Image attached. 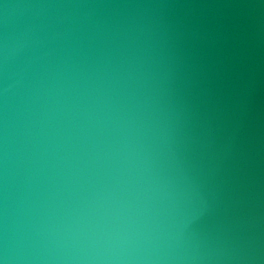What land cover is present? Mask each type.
Listing matches in <instances>:
<instances>
[{
    "label": "water",
    "instance_id": "water-1",
    "mask_svg": "<svg viewBox=\"0 0 264 264\" xmlns=\"http://www.w3.org/2000/svg\"><path fill=\"white\" fill-rule=\"evenodd\" d=\"M0 264H264V0H0Z\"/></svg>",
    "mask_w": 264,
    "mask_h": 264
}]
</instances>
